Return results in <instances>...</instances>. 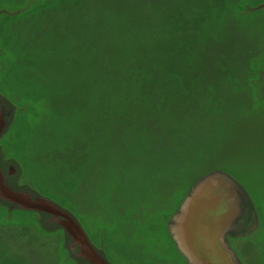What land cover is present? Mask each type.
<instances>
[{
	"label": "rangeland",
	"instance_id": "obj_1",
	"mask_svg": "<svg viewBox=\"0 0 264 264\" xmlns=\"http://www.w3.org/2000/svg\"><path fill=\"white\" fill-rule=\"evenodd\" d=\"M0 101L10 180L69 210L111 264H187L168 221L217 169L259 220L227 241L264 264V0H0ZM139 210L152 248L122 233ZM42 220L0 203V264H80Z\"/></svg>",
	"mask_w": 264,
	"mask_h": 264
},
{
	"label": "water",
	"instance_id": "obj_2",
	"mask_svg": "<svg viewBox=\"0 0 264 264\" xmlns=\"http://www.w3.org/2000/svg\"><path fill=\"white\" fill-rule=\"evenodd\" d=\"M11 109L0 101V138L13 114ZM15 166L18 175L17 165L9 170L0 165V203L7 204L10 211L42 215L43 228L61 229L68 259L80 264H111L69 210L29 187L13 184ZM258 228V213L247 191L230 174L217 169L196 180L168 221L167 231L187 264H245L227 240H245Z\"/></svg>",
	"mask_w": 264,
	"mask_h": 264
},
{
	"label": "bare ground",
	"instance_id": "obj_3",
	"mask_svg": "<svg viewBox=\"0 0 264 264\" xmlns=\"http://www.w3.org/2000/svg\"><path fill=\"white\" fill-rule=\"evenodd\" d=\"M261 162H264V159H261ZM251 162V161H250ZM253 165L255 164L256 167H260L256 162L252 161ZM260 173L258 174L259 177L262 176L264 180V170L260 168ZM102 204V202H100ZM144 208V207H143ZM139 216L135 215L134 217L131 218L130 220V226L134 225L133 229H130V233H126L128 230L124 229L127 226V223H122L121 224V230L122 233L128 235V239L131 240V242H136V241H141L142 243L145 244L146 247L152 248L153 245V238L149 237V232H148V221L146 222L144 217V213H141L142 210H139ZM126 230V231H125Z\"/></svg>",
	"mask_w": 264,
	"mask_h": 264
},
{
	"label": "trees",
	"instance_id": "obj_4",
	"mask_svg": "<svg viewBox=\"0 0 264 264\" xmlns=\"http://www.w3.org/2000/svg\"><path fill=\"white\" fill-rule=\"evenodd\" d=\"M131 68H132V73L130 74V77L133 78V80H136V75H141L142 77L145 75L143 74V72L142 73L138 72V71H142L141 66H138V64H132ZM137 78H139V76H137Z\"/></svg>",
	"mask_w": 264,
	"mask_h": 264
}]
</instances>
